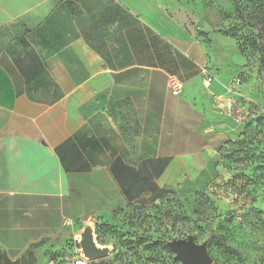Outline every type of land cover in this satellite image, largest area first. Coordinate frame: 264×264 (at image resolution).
Listing matches in <instances>:
<instances>
[{"label": "crops", "instance_id": "crops-1", "mask_svg": "<svg viewBox=\"0 0 264 264\" xmlns=\"http://www.w3.org/2000/svg\"><path fill=\"white\" fill-rule=\"evenodd\" d=\"M165 1L0 0V264H42L67 221L197 189L216 159L200 71L215 85L228 61Z\"/></svg>", "mask_w": 264, "mask_h": 264}, {"label": "rangeland", "instance_id": "rangeland-1", "mask_svg": "<svg viewBox=\"0 0 264 264\" xmlns=\"http://www.w3.org/2000/svg\"><path fill=\"white\" fill-rule=\"evenodd\" d=\"M166 0L172 16L197 30V42L221 54L213 100L214 129L227 139L197 189L168 188L153 205L97 220V240L112 247L103 258L80 253L81 221H67L42 264H182L169 244L192 238L207 246L210 264H264V0ZM258 44V47L254 45Z\"/></svg>", "mask_w": 264, "mask_h": 264}, {"label": "water", "instance_id": "water-1", "mask_svg": "<svg viewBox=\"0 0 264 264\" xmlns=\"http://www.w3.org/2000/svg\"><path fill=\"white\" fill-rule=\"evenodd\" d=\"M96 223L97 219L93 215L84 216L82 227L77 231L80 253L83 258L88 260L106 257L112 249L110 245H103L97 240ZM169 246L175 252L176 257L182 261V264H210L211 262L207 246L195 242L192 238L174 240Z\"/></svg>", "mask_w": 264, "mask_h": 264}, {"label": "built area", "instance_id": "built-area-1", "mask_svg": "<svg viewBox=\"0 0 264 264\" xmlns=\"http://www.w3.org/2000/svg\"><path fill=\"white\" fill-rule=\"evenodd\" d=\"M200 73L202 75L204 85L209 87L215 80L214 75L207 67L201 68ZM167 86L173 90H181L183 88V83L175 75H171L168 78Z\"/></svg>", "mask_w": 264, "mask_h": 264}, {"label": "trees", "instance_id": "trees-1", "mask_svg": "<svg viewBox=\"0 0 264 264\" xmlns=\"http://www.w3.org/2000/svg\"><path fill=\"white\" fill-rule=\"evenodd\" d=\"M254 46L258 47V44L256 43V45H254ZM259 48H260V50L262 52V55H264V47L259 45Z\"/></svg>", "mask_w": 264, "mask_h": 264}]
</instances>
